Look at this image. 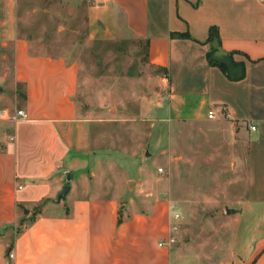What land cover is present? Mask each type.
Returning <instances> with one entry per match:
<instances>
[{
  "label": "crops",
  "instance_id": "crops-1",
  "mask_svg": "<svg viewBox=\"0 0 264 264\" xmlns=\"http://www.w3.org/2000/svg\"><path fill=\"white\" fill-rule=\"evenodd\" d=\"M20 1L0 0V264H173L172 246L160 244L176 223L172 203L143 194L153 186L144 163L167 152L177 126L207 123L232 143L249 205L264 219V0H62L85 9L91 39H143L160 69L162 111L149 113V154L136 163L148 176L125 207L95 169L107 150L86 149L78 64L34 49L19 23ZM214 44L244 62L243 78L209 61ZM19 109L24 118L2 114ZM249 251L245 264H264V231Z\"/></svg>",
  "mask_w": 264,
  "mask_h": 264
},
{
  "label": "rangeland",
  "instance_id": "rangeland-1",
  "mask_svg": "<svg viewBox=\"0 0 264 264\" xmlns=\"http://www.w3.org/2000/svg\"><path fill=\"white\" fill-rule=\"evenodd\" d=\"M18 8L21 29L36 51L78 64L77 102L91 141L86 149L106 152L108 161L95 169L106 180L105 191L119 193L125 207L135 185L148 176L136 163L149 154V113L161 114L157 103L166 91L156 79L160 69L148 61L145 40L91 39L85 9L62 0H21ZM212 56L227 59L217 44ZM216 130L203 122L177 126L167 152L144 163L153 176L144 198L170 199L180 214L170 244L173 264H245L264 231V219L247 200L241 170L232 164L233 145Z\"/></svg>",
  "mask_w": 264,
  "mask_h": 264
},
{
  "label": "trees",
  "instance_id": "trees-1",
  "mask_svg": "<svg viewBox=\"0 0 264 264\" xmlns=\"http://www.w3.org/2000/svg\"><path fill=\"white\" fill-rule=\"evenodd\" d=\"M215 33H216V28L212 27L210 29V39L215 40V37H216ZM217 35L219 36L218 33ZM213 51L214 49L208 53L209 61L212 64L219 65L222 68V70L226 72L227 75L230 76L232 79H241L245 76L246 66L244 62H239L235 60L232 54H228L226 52H222V53L227 56V59L224 60V59L215 58L212 56ZM119 221L120 222L122 221L121 217Z\"/></svg>",
  "mask_w": 264,
  "mask_h": 264
},
{
  "label": "built area",
  "instance_id": "built-area-1",
  "mask_svg": "<svg viewBox=\"0 0 264 264\" xmlns=\"http://www.w3.org/2000/svg\"><path fill=\"white\" fill-rule=\"evenodd\" d=\"M2 114H6L7 117H10V118H12L14 120H17L19 118H24L26 116V113H25V111L23 109H19L15 114H10L9 111L3 110ZM208 115H209L210 118H214L215 115H216L215 110L211 109L209 111V114ZM252 128L254 129V128H256V126L252 125ZM159 171H164V168L163 167H160L159 168ZM20 187H22V186L20 185ZM171 210H172L173 218L174 219L176 218L175 220H177L180 217V214L177 211V207H176L175 204L174 205H171ZM177 229H178V227H177L176 223L175 224H172L171 225V233H172L171 236L167 240L162 241L160 244H162V245L171 244L174 241V233L176 232ZM14 256H15V254H14L13 251H10L8 253V258L10 260L13 259Z\"/></svg>",
  "mask_w": 264,
  "mask_h": 264
},
{
  "label": "water",
  "instance_id": "water-1",
  "mask_svg": "<svg viewBox=\"0 0 264 264\" xmlns=\"http://www.w3.org/2000/svg\"><path fill=\"white\" fill-rule=\"evenodd\" d=\"M0 90H1V85H0ZM66 175H67V181H70L71 180V174H70V172H67ZM70 188H71V185L69 183H67V184H65L63 186L62 191L58 195V200L59 201L62 200V199H64L67 196ZM3 233H4V230L2 228H0V235L3 234Z\"/></svg>",
  "mask_w": 264,
  "mask_h": 264
}]
</instances>
